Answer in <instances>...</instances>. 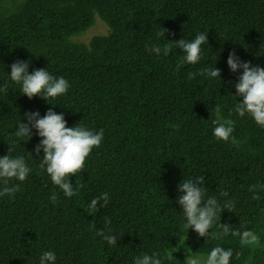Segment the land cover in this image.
Returning <instances> with one entry per match:
<instances>
[{"label": "trees", "instance_id": "16d2710c", "mask_svg": "<svg viewBox=\"0 0 264 264\" xmlns=\"http://www.w3.org/2000/svg\"><path fill=\"white\" fill-rule=\"evenodd\" d=\"M96 19L105 30L89 34ZM200 33L207 43L196 73L216 67L221 78L188 79L191 69L172 60L173 52L181 54L172 41ZM169 43L168 55L150 51ZM233 50L264 68V0H0V88L9 85L7 93L0 91V158L22 156L32 169L25 181L9 182L19 184L14 196H0V264H39L46 251L55 253V264H134L145 253L159 254L163 264H183L186 247L205 255L217 245L233 249L230 264H264V159L258 151H264V127L233 111L242 101L234 87L242 69L234 73L227 65ZM17 60L29 62V74L45 68L63 76L67 93L46 101L22 95L10 79ZM216 106L221 119L235 122L238 143L213 135ZM49 109L63 114L68 127L104 130L83 172L70 176L74 187H84L76 196L63 195L50 213L52 187L39 166L43 151H33L42 138L35 129L26 142L15 136L26 112L42 118ZM200 175L205 199L235 201L220 222L255 231L258 247H242L232 235L212 239L215 229L200 239L183 229L173 187ZM235 176L248 186L260 184V199L228 187ZM105 192L107 206L89 214L91 200ZM108 228L116 245L96 234ZM173 247L176 263L165 259Z\"/></svg>", "mask_w": 264, "mask_h": 264}, {"label": "clouds", "instance_id": "9594fccd", "mask_svg": "<svg viewBox=\"0 0 264 264\" xmlns=\"http://www.w3.org/2000/svg\"><path fill=\"white\" fill-rule=\"evenodd\" d=\"M167 29L161 28L158 35L164 38ZM189 40V41H185ZM179 39L172 41L175 47L181 50V54L173 52L172 60L176 61L180 58L181 64L188 66L192 72L188 73V79H194L197 74L205 75L209 78H221V70L219 68H209L196 73L201 59L202 45L207 43V35L200 33L192 40ZM173 45L171 43L161 48L153 45L150 51L156 55L163 52L168 55ZM181 55V56H180ZM227 65L232 72L242 69V75L238 77V82L234 85L236 95L242 97L241 102H237L233 111L239 116L248 117L260 127H264V68L252 66L250 62L241 61L235 54V51L229 53ZM179 66V65H178ZM10 79L12 82L21 85L22 95L32 99L35 96L42 97L45 101L49 98L55 99L65 95L70 87L68 80L63 76L55 77L45 68L34 70L29 74V62L15 61L11 64ZM9 85L6 82L0 91L7 93ZM215 111L217 118L213 120L215 125L213 135L218 140L224 142L238 143L235 139L234 124L232 119H221L219 117V106ZM25 117L27 123L18 122L15 136L20 141H28L32 137V129L40 138V142L34 147L33 151L39 155L43 151L42 160L39 163L41 169L45 170L49 176L52 187L48 213L60 202L62 196L73 197L78 194L79 189L83 188V183H77L75 187L72 184L70 176H77L83 172L86 158L91 154L94 148H99L104 139V130L93 132L85 126L77 124L68 127L63 114H56L49 109L41 118L39 112H26ZM264 143V140L261 139ZM13 149L8 147V152ZM260 155L264 159V151L258 149ZM32 169L26 164L22 156L11 157L4 155L0 158V183L4 186L0 190V196H14L19 191V184L9 186V182L16 180L25 181ZM264 179L261 180V183ZM205 176L181 180L178 186L173 187L174 203L182 219L183 229L190 235L200 239L201 237H211L215 240H222L228 235L239 237L242 247H250L255 249L260 245L259 235L250 229L243 231L234 230L230 224L221 223L222 212L225 209H234L235 201L227 200L221 204L216 197L209 196L205 199L206 187ZM31 182L24 183L26 188L32 187ZM228 187L236 190L238 196L243 197L248 190L253 192L252 199H260L256 193L261 190L260 184L245 185L238 176L229 180ZM221 196L227 197V191L221 192ZM103 201V204H100ZM109 203V194L107 192L99 197L93 198L88 205L89 214L98 212L100 208L106 207ZM219 221V223H217ZM106 225H110L111 220L105 218ZM94 226V225H93ZM107 233L104 230L98 231L96 234L101 236L109 245H116L117 237L111 235V229L108 228ZM178 251L177 247L168 249L165 259L172 260L176 263L179 256L172 255ZM186 258L183 264H230L233 256V249L217 245L205 255L193 254L190 248H185ZM237 252L236 256L239 257ZM56 255L52 251H46L40 256L39 264H55ZM134 264H163L159 254L152 255L143 254L135 258Z\"/></svg>", "mask_w": 264, "mask_h": 264}, {"label": "rangeland", "instance_id": "374dc122", "mask_svg": "<svg viewBox=\"0 0 264 264\" xmlns=\"http://www.w3.org/2000/svg\"><path fill=\"white\" fill-rule=\"evenodd\" d=\"M105 30V26L102 22H100L98 19L95 20L94 24L91 26L89 30V34H96L103 32Z\"/></svg>", "mask_w": 264, "mask_h": 264}]
</instances>
